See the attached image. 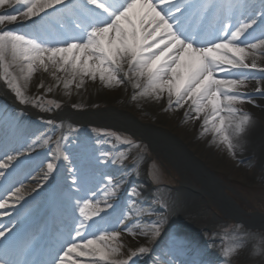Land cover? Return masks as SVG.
Returning <instances> with one entry per match:
<instances>
[{
  "label": "snow or ice",
  "instance_id": "1",
  "mask_svg": "<svg viewBox=\"0 0 264 264\" xmlns=\"http://www.w3.org/2000/svg\"><path fill=\"white\" fill-rule=\"evenodd\" d=\"M57 5L63 6L58 11L66 22L59 25L56 39H40L0 27V81L14 91L21 103L28 102L24 87L40 69L50 72L58 82L56 86L62 83L65 90H70L72 85L77 89L83 87L85 78L91 81L98 78L106 87L128 82L139 89L138 94L143 97L159 100L166 93L169 106L173 97L177 107L190 101L195 118L204 115L201 126L204 132L211 131L214 142L224 145L228 153L235 156L236 149L242 147L241 137L251 124L250 114L236 105L245 100L253 103L240 88L246 86L247 81L255 80L258 85L255 92L264 95V89L259 87L264 80V65L258 63L264 59V32L257 37L249 31L256 24V5H230L233 10L251 9L247 22L237 25L225 22L217 32L208 35L203 29L186 25L189 16L185 14L191 15L194 5L185 0H0V9H5L0 12V26L32 21ZM173 9L180 16L175 15ZM259 15L264 19V0H259ZM13 69L18 70L19 76ZM256 72L260 73L259 77ZM58 73H63V77ZM218 73H223L224 77H219ZM42 87L43 82L38 85ZM47 91H52V86ZM117 139L121 138L117 136ZM126 143L129 148L139 147L130 139ZM21 155L19 151L16 155L5 152L0 157V169L5 170L0 171V178L7 179L5 172L13 161H16L13 171L20 168L24 163L18 160ZM127 158L121 156V159ZM64 160L69 157L64 156ZM70 163L68 171L72 179L67 185V196L73 210L79 213L74 231L75 237L80 239L63 241L59 251L45 264H136L133 258L149 252L147 243L159 235L162 221H152L145 227L135 223L130 227L124 223L132 215L129 210L107 226H96L94 217L104 220L108 215L106 209L113 205L105 199L101 207L102 202L95 199L91 177L95 165L89 155H76ZM55 168L56 165L49 162L40 181L47 182ZM107 179L112 182L111 176ZM40 181L37 187H42ZM24 188L21 183L14 191H10L11 186L4 191L19 202L24 199ZM8 206L9 200L0 194V209ZM239 227L237 225L233 233L236 242L223 249L226 264L246 247L248 234L239 233ZM7 231L10 235L12 230ZM9 235L0 228V264H37L16 258L27 252L14 251ZM124 235L134 240L142 236L147 243L128 248ZM260 253V247L254 246L251 255Z\"/></svg>",
  "mask_w": 264,
  "mask_h": 264
},
{
  "label": "bare ground",
  "instance_id": "2",
  "mask_svg": "<svg viewBox=\"0 0 264 264\" xmlns=\"http://www.w3.org/2000/svg\"><path fill=\"white\" fill-rule=\"evenodd\" d=\"M211 1L217 3L222 9L221 15H225L227 19H230V9L229 7L224 6L226 0H188L187 3L193 4L194 7L191 15L188 13L185 15L189 16V19H192L193 22L194 20L198 22L195 24L197 28L209 29L211 26H207V23L210 20L208 18L209 16H203L204 6L206 5L205 3ZM233 2L235 1L228 0L227 5H230ZM239 3L241 5H256L254 18L256 21L261 18L259 15V0H239ZM62 7V5H57L54 9H48L46 13H41L42 19L41 17H35L32 21L8 24L5 27L23 34L26 32V29H29L30 24L33 21L35 23H43L44 21L46 22L49 20L51 24L50 26L56 28L54 35L55 38H57L56 32L59 29L58 25L66 22L63 18L58 17L60 15L58 10ZM164 7L167 8V5H164ZM245 10L247 11L250 9ZM246 11H244V14L240 15L239 19H236L235 23L237 22L238 24L240 20L247 22L248 15L251 11L249 13ZM173 12L175 15L180 16V13L175 12L174 9ZM262 22H264V19ZM40 30L43 31V28ZM215 32L216 31L212 33ZM261 32H264V24L259 28V31L256 32L257 37L260 36ZM30 34L38 36L40 39H53V35H51L48 28L44 29L43 34L40 32H31ZM258 63L264 65V59L258 60ZM13 70L19 76L18 70ZM57 75L63 77L64 74L58 73ZM218 75L223 76L224 74L218 73ZM256 75L258 77L259 73L256 72ZM21 81L24 85L23 79H21ZM41 82H43L44 87L38 88V85ZM57 83L58 82L51 76L50 72L46 73L40 69L33 74L27 86H25L27 91H32V93L42 92L43 94H46L48 93V87L52 86V92L59 91L64 94V107L57 117L59 120V127L56 129L57 131L52 128L49 130L46 128L44 129L42 123L27 125L21 112H28V110L24 108L20 109L17 104L18 102L11 96L6 88L0 84V100H3L4 103L6 102L14 105H12L14 111H10V115L2 114L5 112L8 105L0 109V138L7 140V146L0 154V157H2L5 152L9 155H16L17 151L23 152V155L19 156L18 160L24 161L22 165H25L26 167L25 174L23 175V180H25L23 196H26L27 198L25 197L23 202H16L15 198H11L9 194L6 197V199L9 200V206L5 209H0V228L5 229L6 235H9L7 230L11 229L12 231L9 235V239L13 240L14 247H17V250L27 252V255L18 256L17 258L19 259H27L29 254L33 252L32 249L26 247V243L23 245V237L28 232L26 230H28L29 224L33 223V228H37V234L35 235L36 243L41 242V239L45 237L47 224L44 233H41L38 227L40 219L36 221H34V219L35 216L43 211L45 203L44 197L52 185L51 181L56 178V175L59 177L58 186L52 192L51 196H55L59 199L60 206L55 208L54 211L57 212L56 214H59V216H68L70 223L66 230H61L59 233L54 231L55 234H50L55 240L53 244V253L55 254L59 251L60 245L63 241L69 238H76L74 229L78 226L77 218L79 217V213L78 211H75L72 214V211L74 210L72 203L67 196V185L71 183L72 179V174L68 171L72 166L70 162L76 155H81V153H79L80 150L72 151L62 145V141L67 138L68 132L70 131V124L73 123L74 120H79V118L96 121L99 120L108 124L128 128L138 136H145L154 150L162 152L178 165L181 170V184L183 186L187 185L194 189L198 195L210 198L211 202L215 205L217 202L223 204L221 197L219 196L220 187L222 186L214 183L209 179L208 175L217 177L218 175L222 176V172H229L233 178H239L241 176V171L240 169L234 168L235 164L244 166L246 164H253L259 160H264V127L260 123L256 124L251 121L250 126L241 137L240 144L242 147L237 148L235 156H232L228 153L224 145L214 142L213 133L211 131L204 132L201 127L204 115L201 114L200 118L196 119L192 114L194 111L190 107V101L187 104H184L183 107H177L174 105L175 98L173 97V103L169 106L166 93H164L159 100L153 97H143L138 94L140 90L134 88L133 85L128 82L119 86L106 87L98 78L96 81H91L85 78L83 87L77 89L75 88V85H72L70 90H65L62 83L57 87ZM252 83L255 88L258 86L255 80H253ZM259 87L264 89V81H261ZM134 96L136 97L135 99H133ZM258 96L259 97L255 100L257 105L254 107L250 106L248 109L256 116H264L260 110L261 107H264V95L260 94ZM76 104H82L85 106L87 110L84 112V115L76 116L72 113L71 106ZM96 104L104 105L105 110L102 112H95L93 107ZM140 122L144 123V125H138ZM261 123L263 124V122ZM51 136L57 138L54 141H51ZM32 137L36 140H30ZM45 140L48 142L45 143ZM57 142H59V151L57 152L58 155L56 161L59 160L60 169L56 172V175L50 174L47 182L40 181L41 174L47 169L46 160L48 155L53 154V147L57 146ZM29 146L31 147L29 148ZM64 156H68L69 160H64ZM99 162L100 161H96V169L92 170L91 177L94 191H96L95 199L100 200L102 202L101 207H103V201L105 199H107L110 204H113L114 202L111 199L112 196H110L101 185L104 182L98 177V173L103 172L105 165L103 162ZM13 163L15 165L16 161H13L12 164ZM212 163H215L217 167H214ZM107 174L112 177L113 183L117 182L119 185L117 188H115V184L112 186L114 192H118L121 183L125 184V182L129 181L131 184V192L127 194L125 199H123V206L126 208L125 210L127 213L131 210L132 215L126 219L124 223L128 225L139 223L141 227L149 225V222L155 217L150 214L152 210L150 199L145 194L143 187L139 185V183L144 182L143 177L141 175H135L133 172L127 174V170L125 168L122 169L119 165L110 168V171H108ZM33 177H35V179H33ZM37 181L41 182L42 187H37ZM221 183L226 184L225 181H221ZM33 188H36V191H32ZM226 188H228L227 185L224 189ZM60 194H62V197ZM34 198V202L27 207L26 215H22L25 210L18 214L25 201L29 202ZM197 198L199 197L188 195L187 193L183 194L182 191H176L173 192L169 200L168 198L166 199L168 208V214L166 215L168 225L165 226L164 229H167V232L159 246L156 247V249H159L160 247H164V244L169 245L164 253L162 264H176V262H178V264H183L182 257L187 244L182 237L184 227L186 228V226L179 227L178 225H173V214L193 212V210H196L201 205ZM183 205L185 207H183ZM115 207L116 205L110 209H106L108 215L105 216L104 220H101L99 217H94L96 226H107L108 222L116 220V218L120 216V211L117 214L111 213ZM225 208L227 212L228 209H230L226 204ZM14 214H17V216L15 215L16 217H12ZM101 215L103 216L104 213H101ZM186 219L187 221L190 220V218ZM55 220L57 223L58 218H55ZM255 222H258V220L254 219L252 221V223ZM88 223H91V221ZM121 227H123V225ZM188 227L189 225H187V228ZM23 228H25V230H23ZM126 236L127 235L123 236L124 241L130 243L125 239ZM172 236L176 237V240L170 245L168 238ZM76 239L79 241L80 238ZM51 240H53V238H51ZM41 243V245H44V242ZM146 243V238L141 236L134 240V244L129 248H138L140 245ZM198 243L201 248H204L200 241H198ZM156 244L157 239L155 238L151 243H147L149 252L142 255V257H146V261L150 260L153 254H155L152 248L156 246ZM210 249L206 257L200 260V264H224L221 261V257L219 256L216 247L211 245ZM189 254L190 253L188 252L187 256ZM37 257L38 254H35L34 259ZM137 263L138 262H136V264ZM37 264H42V259H40Z\"/></svg>",
  "mask_w": 264,
  "mask_h": 264
},
{
  "label": "rangeland",
  "instance_id": "3",
  "mask_svg": "<svg viewBox=\"0 0 264 264\" xmlns=\"http://www.w3.org/2000/svg\"><path fill=\"white\" fill-rule=\"evenodd\" d=\"M4 11L5 9H0V12ZM7 11L11 14H15L11 9H8ZM58 17H60V15ZM260 21L261 20L258 19L256 21V24L253 25V28L249 29V31L253 33V36L257 35L255 31L259 27ZM42 28L43 31L45 28H48L51 32L49 20H47L46 22L44 21L43 23H35L33 21L30 24L29 29H26V32H24L23 34L31 35V32H40L43 34V31L40 30ZM37 29L39 30L37 31ZM259 76L260 73L258 77ZM219 77L223 78L224 75ZM0 82L9 91L11 96L18 102V107L20 109L24 108L30 109V111H34L35 114L33 115L29 114L26 111L21 112L23 119L27 122V125L42 123L43 128H46L47 130L51 128L56 130L59 127V120L57 119V117L64 107V94L62 92L50 91L46 94H43L42 92L32 93V91H27V89L24 87V93L27 97L28 102L21 103L20 100L16 97L14 91L11 90L3 81ZM252 82L253 80L247 81L246 86H242L240 88V92L248 94L253 103H248L247 100H245L244 103L237 104L236 107L241 109L242 112L250 114L251 121H253V123H260L264 127V116H256L248 109V107L250 106L254 107L255 105H257L255 103V100L259 97L258 95H260L255 92V87ZM20 83L22 86H24L21 80ZM36 98L39 99L37 100ZM2 103L3 101H0V104ZM97 105L98 104L93 107L95 112H102L105 110L104 105ZM71 108V111L74 115H84V112L87 110L82 104L73 105L71 106ZM263 108L264 107H261L260 110L264 115ZM192 114L195 117V112H193ZM80 120H85V122L92 123H103L100 121H91V119L83 118L74 120L75 123L73 122L70 124V131L68 132L67 138L62 141V145L66 146L72 151L80 150L79 153H81V155L87 154L95 161L97 160L103 162V164H106V166H108V169L119 165L120 167H122V169L125 168L127 170V174L133 172L135 173V175H141L144 179V182L139 183V185L143 187L145 194L147 195V197H149L150 206H152L150 214L155 217L150 222L157 220L162 221V223L160 224L159 235L155 237V239H157V244L152 248L155 254H153L152 258L147 262L145 260L146 257L140 256L139 258H133L136 262H138L139 264H162V261L164 260V253L166 252L169 245L164 244L165 246L160 247L159 249H156V247L159 246L160 242L167 232V229H164V227L168 225L166 216L168 214L166 199L168 198L169 200L173 192L182 191L183 194L187 193L188 195H195V197L198 196L199 198L197 199L201 204L200 207L197 208L198 210H193V212H186L185 214H173V225H178L179 227L186 226V228L184 227V233L182 237L187 244L182 257L183 264H200V260L204 259L209 253L211 245L216 247V250L219 252V256L221 257V261L226 264V260L223 255V249L236 242L233 237V233L237 231V225L240 226L238 229L239 233L248 234L245 237L247 244L246 247H244L237 256L227 261V264H264V230L260 231L259 229H247L242 224H237L232 220L224 218L223 215H221L220 212L211 204L207 197L198 195L194 189L187 185L183 186L181 184L182 179L179 173L175 171L172 166L164 160V158H162L161 156H157L156 154L151 152L147 144L141 138L134 139L133 137L122 132H115L111 129L79 124L78 122ZM261 122H263V124ZM117 136H119L121 139H117ZM56 138L57 137H52L51 141H54ZM129 139L138 144L139 147L129 148L128 144L126 143V141ZM30 140L36 139L32 137L30 138ZM1 142L2 140L0 138V143ZM56 151L57 146L54 147L53 152ZM121 156H127L128 158L121 159ZM54 158V153L52 155H48L46 164H48L49 162H53L56 165V168L54 169L55 171L59 168V163L56 162ZM133 165H136V167H133ZM212 165L214 167H217L215 163H212ZM234 168L240 169L241 176L239 178H233L229 172H222V176L219 177H221L222 180L226 181L227 185L230 188V193L244 209L257 208L259 211L264 212V160H259L254 162L253 164H246L244 166L235 164ZM25 170L26 167H23L20 171V174H18L15 179L13 178L7 184L5 189L11 186L10 191H13L15 190V188L20 187L21 183L25 185V180H23ZM0 171L4 170L0 169ZM103 177L104 181L107 182V178L109 176L104 175ZM113 185L115 186V188H117V186L119 187L117 182L111 184L107 183L106 185V187H108V191L110 192H108L110 196H112V192L114 191L112 187ZM131 189L132 187L129 181L125 182V184L121 183L118 192L115 193L116 197L112 196L111 198L114 201L112 205L115 206V202H118L117 200L119 199L117 197L125 199L127 194L131 192ZM1 194L6 197L8 194H10V192L3 191ZM60 195L62 197V194ZM25 197L26 196H24L23 200H25ZM23 200H20V202H23ZM25 203H27V201H25ZM29 205H31L30 202L25 204V211L22 215H26V210ZM183 207L185 206L183 205ZM122 209L123 210H121L119 214L120 216L122 213H127L124 206ZM23 210L24 206L21 211ZM253 211L256 210H251L249 212ZM186 218H190V220L187 221ZM187 225H189L188 228ZM129 226L133 227L134 224H131ZM125 239L127 240V242H130L127 243L128 248L134 244V240L131 236H126ZM174 240H176V237H169V244L171 245ZM198 241L201 242V245L204 246V248H201V246H199ZM257 245L260 247L261 253L260 255L252 256L251 253L254 250V246ZM127 250L128 249L126 248L125 252H127ZM188 252L190 254L187 256ZM176 264H178V262H176Z\"/></svg>",
  "mask_w": 264,
  "mask_h": 264
},
{
  "label": "water",
  "instance_id": "4",
  "mask_svg": "<svg viewBox=\"0 0 264 264\" xmlns=\"http://www.w3.org/2000/svg\"><path fill=\"white\" fill-rule=\"evenodd\" d=\"M138 125H140V124H138ZM104 126L107 127V128H111V129L117 130V131H122V132L128 133V134H130L133 137H137L138 136L136 133L132 132L130 129L125 128V127H121V126H117V125H113V124H104ZM139 137H141L143 140H145L148 143V146H149V148L152 151L158 152L159 154H161L166 159V161L169 162L173 166V168L178 170V166L170 158H168L162 152L154 150V148L152 147V145L146 139L145 136H139ZM208 176H209V179H211L214 183L218 184L219 186H222V183H221L220 179H218L217 177H214L212 175H208ZM219 196L221 197V200H222L223 204L220 203V202H217L216 206L221 210V212L224 214V216H226L227 218H233L236 222H241V223L245 224L246 226L257 227L259 229L264 230V215L251 214L250 215V219H246L245 216H247L248 214H246L235 203V201L232 198H230L225 193V189H224L223 186L220 187ZM225 204L230 208V209H228V212L226 211ZM254 219L258 220V222L252 223V221Z\"/></svg>",
  "mask_w": 264,
  "mask_h": 264
}]
</instances>
